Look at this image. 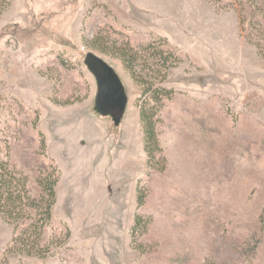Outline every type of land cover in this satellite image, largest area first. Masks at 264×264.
Wrapping results in <instances>:
<instances>
[{
	"label": "rangeland",
	"instance_id": "rangeland-1",
	"mask_svg": "<svg viewBox=\"0 0 264 264\" xmlns=\"http://www.w3.org/2000/svg\"><path fill=\"white\" fill-rule=\"evenodd\" d=\"M0 160L33 197L59 178L47 252L11 254L29 221L0 216V264H264V0H0Z\"/></svg>",
	"mask_w": 264,
	"mask_h": 264
},
{
	"label": "trees",
	"instance_id": "trees-1",
	"mask_svg": "<svg viewBox=\"0 0 264 264\" xmlns=\"http://www.w3.org/2000/svg\"><path fill=\"white\" fill-rule=\"evenodd\" d=\"M137 57L131 53L125 55L126 67L137 78ZM164 64V63H163ZM153 82L147 83L146 91L151 92L152 98L158 101L167 91L154 89ZM145 139L144 149L148 157H152L151 147L157 146L154 124L151 118L141 112ZM44 146V143H43ZM57 169L51 166V172L39 180L41 192L38 197H33L27 187V178L18 172L8 160H0V216L7 222L19 224L29 221L26 228L13 238V245L9 252L13 255L42 256L47 252L41 246L44 229L51 223L52 208L56 204L58 184ZM139 199V206L141 205Z\"/></svg>",
	"mask_w": 264,
	"mask_h": 264
},
{
	"label": "water",
	"instance_id": "water-1",
	"mask_svg": "<svg viewBox=\"0 0 264 264\" xmlns=\"http://www.w3.org/2000/svg\"><path fill=\"white\" fill-rule=\"evenodd\" d=\"M84 63L98 83L97 110L103 115H111L115 123L119 124L127 105V96L119 77L92 53L85 56Z\"/></svg>",
	"mask_w": 264,
	"mask_h": 264
}]
</instances>
